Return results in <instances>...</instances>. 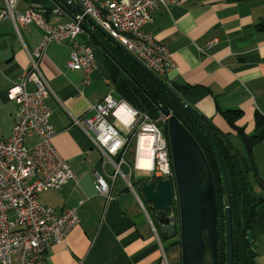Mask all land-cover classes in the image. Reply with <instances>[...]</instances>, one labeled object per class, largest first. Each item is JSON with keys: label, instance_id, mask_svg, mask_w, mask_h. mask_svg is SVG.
Wrapping results in <instances>:
<instances>
[{"label": "crops", "instance_id": "obj_1", "mask_svg": "<svg viewBox=\"0 0 264 264\" xmlns=\"http://www.w3.org/2000/svg\"><path fill=\"white\" fill-rule=\"evenodd\" d=\"M22 1L25 5L19 0V13L33 6ZM36 6L49 24L67 23L78 13L73 6L75 13L55 4L49 14L41 5ZM3 7L4 0H0V13ZM262 23L264 0H178L169 8H157L145 27L169 48L177 63V69L163 81L169 87L183 89L184 100L228 134L242 155H246L242 139L219 110H242L244 116L237 125L250 135L257 132L255 113L264 114V30L258 26ZM97 32L94 23L87 20L84 33L77 37V42L92 44L95 50L97 68L89 86L84 83L83 71L68 67L71 56L68 44L51 43L40 60L41 70L53 90L48 104L52 109L51 123L57 131L54 145L68 161L74 178L60 190L40 193L38 200L58 213L75 207L80 217L79 225L68 238L49 249V262L182 264L177 239L170 240V233L157 227L142 194L137 192L140 181L147 176L138 172L131 176L130 167L124 165L115 180L111 199L96 191L95 174H112L114 166L105 161L84 129L73 124V118L84 120L88 127L87 120L93 118L95 105L109 96L120 97L115 82L129 75L119 59L126 61L124 55L130 58L117 42L104 34L107 41L103 40ZM42 38L43 30L35 22L17 28L10 18L0 21V139L11 137L15 118L22 109L20 104L9 100L8 91L28 68L29 53ZM27 89L34 92L35 85L29 83ZM39 141L38 135L28 137L26 145L33 147ZM132 161L130 153L128 162ZM250 167L254 192L264 199V141L254 146ZM130 177L137 182L135 192L128 187L126 180ZM251 232L254 263L264 264V201L257 207Z\"/></svg>", "mask_w": 264, "mask_h": 264}, {"label": "built area", "instance_id": "obj_2", "mask_svg": "<svg viewBox=\"0 0 264 264\" xmlns=\"http://www.w3.org/2000/svg\"><path fill=\"white\" fill-rule=\"evenodd\" d=\"M71 1L77 2L83 13L75 14L67 23L49 24L36 5L19 13V0H4L0 13V21L10 18L17 28L35 22L43 30L41 42L29 53L28 68L8 91L9 100L20 104L22 109L15 118L11 137L0 139V264H50L49 249L64 242L80 223L77 208L58 213L38 200L40 193L60 190L74 178L68 161L54 145L57 131L51 123L52 109L48 104L53 90L40 67L48 45L53 42L68 44L71 48L68 67L83 71L84 83L89 86L97 68L95 50L92 44L77 42V37L84 33L85 23L90 18L95 27L101 28L156 76L165 77L177 69L169 48L145 27L157 8H169L178 0ZM29 83L35 85L34 92L28 91ZM93 110L95 114L87 120L88 127L80 118H73V124L84 129L105 161L114 166L112 174H95V188L99 195L111 199L115 180L124 165L130 167L131 176L134 172L151 173L147 176L148 182H174L170 143L165 132L168 116L161 112L153 118L127 100L113 96L106 97ZM113 120L127 133L115 126ZM35 135L40 137L39 143L28 147L27 138ZM133 140L134 160L129 163ZM141 157L149 161L148 169L139 166ZM126 181L135 192L133 179L130 177ZM139 202L153 223L143 201L139 199Z\"/></svg>", "mask_w": 264, "mask_h": 264}, {"label": "water", "instance_id": "obj_3", "mask_svg": "<svg viewBox=\"0 0 264 264\" xmlns=\"http://www.w3.org/2000/svg\"><path fill=\"white\" fill-rule=\"evenodd\" d=\"M52 1L66 10L62 3ZM64 1L71 3L78 13H83L71 0ZM88 20L91 21L90 18ZM97 28L109 37L101 28ZM121 49L183 105L210 139L220 163L225 186L227 264H234L231 192L219 147L200 113L163 80L136 61L122 46ZM162 112L169 117L167 133L175 180L148 182L140 191L154 208L155 220L163 231L174 232L175 227L180 226L182 264H219L217 191L210 164L199 142L182 121L169 110L164 109ZM177 207L179 215L176 213ZM253 240L254 235L249 232L248 242L252 243Z\"/></svg>", "mask_w": 264, "mask_h": 264}, {"label": "trees", "instance_id": "obj_4", "mask_svg": "<svg viewBox=\"0 0 264 264\" xmlns=\"http://www.w3.org/2000/svg\"><path fill=\"white\" fill-rule=\"evenodd\" d=\"M25 1L30 5H41L47 10L48 14L55 7V3L50 0ZM56 1L62 3L70 12H74L71 3L65 2L64 0ZM258 26L264 30V23ZM124 56L126 61L121 59L119 61L129 77L122 76L115 82L119 96L127 100L136 109L144 111L152 117H158L164 109L175 114L194 135L208 159L217 191L219 264H227L225 186L220 163L213 145L204 130L183 105L136 62L126 55ZM116 58L118 59L117 56ZM171 88L184 99L182 95L183 89ZM219 113L225 118L230 127L237 132L246 148V155H242L228 134L221 132L214 126L212 121L201 115L202 120L219 147L229 179L232 204L234 264H255L251 243L248 242V233L251 232L252 226L256 221L257 207L264 199L259 198L254 192L250 182L249 172L251 171L252 150L254 146L264 141V114L256 111L255 123L257 132L250 135L244 127L237 125L238 120L244 116L242 110H219ZM165 132L168 135L167 130ZM140 182L142 187L148 183V179H143ZM136 183L134 182V184ZM150 207L152 214H154V208L152 206ZM176 213L179 215L178 207ZM169 233L171 237L180 235V226L177 225L174 232ZM176 244L181 247L180 239Z\"/></svg>", "mask_w": 264, "mask_h": 264}, {"label": "rangeland", "instance_id": "obj_5", "mask_svg": "<svg viewBox=\"0 0 264 264\" xmlns=\"http://www.w3.org/2000/svg\"><path fill=\"white\" fill-rule=\"evenodd\" d=\"M20 4L23 5V6L25 5V3H24L22 0H20ZM97 34H98L99 37H102L103 40H106V41H107L106 37L103 36V33H102L101 31L97 32ZM85 36H86V35H85ZM159 78H160L161 80H165L164 77H159ZM130 80H131V79H130ZM153 118H155V117H153ZM112 122H113V124H115V126H117L118 128H120L121 131H123L124 133H127V131H126L125 129H123V128L120 126V124H119L116 120H113ZM134 138H135V137H134ZM243 145H244V143H243ZM134 146H135V140H133V147H132L133 149H132V153H131V157H132L133 160H134ZM244 146H245V145H244ZM108 168H109V166H108ZM138 173H141V174L144 175V176H149V175H151V173H148V172H138ZM120 179H121V176L119 177L118 181H120ZM137 190H138L137 192H139L140 195H141L142 193H141L140 189H137ZM141 197H142V200L145 202L146 207L148 208V210H149V211L151 212V214H152V210H151V207H150V206H152V205L146 201V199L144 198L143 194L141 195ZM152 217H153V219H154V221H155L157 227L160 228V226L158 225V223H157L156 220H155L154 214H152ZM160 229H161V228H160ZM161 230H162V229H161ZM172 239H173V240L175 239V241H176V239H177V241H178V240L180 239V235L173 236L170 240H172Z\"/></svg>", "mask_w": 264, "mask_h": 264}, {"label": "bare ground", "instance_id": "obj_6", "mask_svg": "<svg viewBox=\"0 0 264 264\" xmlns=\"http://www.w3.org/2000/svg\"><path fill=\"white\" fill-rule=\"evenodd\" d=\"M123 119L125 121H127V118L126 117H123ZM144 141L145 139L142 140V144L144 145ZM149 146V145H148ZM150 163L147 159L141 157L140 160H139V166L141 167V169H148Z\"/></svg>", "mask_w": 264, "mask_h": 264}]
</instances>
